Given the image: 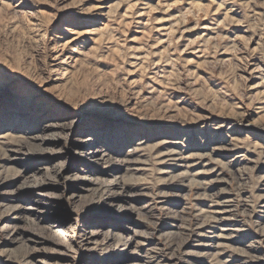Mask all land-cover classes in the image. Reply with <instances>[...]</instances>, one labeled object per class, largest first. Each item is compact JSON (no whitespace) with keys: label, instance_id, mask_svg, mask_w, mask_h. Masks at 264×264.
<instances>
[{"label":"rangeland","instance_id":"374dc122","mask_svg":"<svg viewBox=\"0 0 264 264\" xmlns=\"http://www.w3.org/2000/svg\"><path fill=\"white\" fill-rule=\"evenodd\" d=\"M263 183L264 0H0V264H264Z\"/></svg>","mask_w":264,"mask_h":264},{"label":"bare ground","instance_id":"6f19581e","mask_svg":"<svg viewBox=\"0 0 264 264\" xmlns=\"http://www.w3.org/2000/svg\"><path fill=\"white\" fill-rule=\"evenodd\" d=\"M51 124V123H50ZM57 126H62L61 124H57L56 123V125H49L47 128L48 129H50V128H52V127H57ZM64 126V125H63ZM62 126V127H63ZM64 127H66V126H64ZM48 139H51V140H56L57 139V137L56 138H53V137H40L39 138V141H40V143H43L45 140H48ZM92 139V138H91ZM82 149H83V155H84V157H86V158H88V159H90V161H92V162H99V161H101V160H103L104 159V155H103V152H102V150L98 147V146H96V145H94V143H92V142H90V139L89 138H87V139H85V142H84V144L82 145ZM30 148V147H29ZM18 151H20V150H18ZM105 151V150H104ZM25 152V151H24ZM41 152V151H40ZM171 152H173V151H171ZM165 154V153H164ZM166 155V154H165ZM104 156V157H103ZM14 160H17V159H14ZM104 161V160H103ZM124 162V161H123ZM127 162V161H126ZM130 162V161H129ZM162 170V169H161ZM80 179H82V177L80 178ZM84 180H88V179H84ZM35 182V181H34ZM33 182V183H34ZM39 182V181H38ZM115 183V182H114ZM118 183V182H117ZM116 184V183H115ZM264 184V183H263ZM34 185V184H33ZM119 185V184H118ZM121 185V184H120ZM38 186V185H37ZM263 189H264V187H263ZM44 195V194H43ZM38 196H40L39 194H38ZM222 200V199H221ZM39 203L36 201V200H32V205L33 206H30V207H28L27 209L28 210H33L34 212H39V211H37V209H39V205H38ZM222 204H224V203H222ZM229 204V203H228ZM221 205V204H220ZM214 206V205H213ZM46 210V209H45ZM44 210V211H45ZM121 211V210H120ZM218 211V213L220 212V210H217ZM233 212V211H232ZM221 213V212H220ZM28 215V214H27ZM224 215V214H223ZM31 216V215H30ZM41 216V215H40ZM226 216V215H225ZM212 217V216H211ZM223 217V216H222ZM234 217V216H233ZM30 220V219H29ZM40 220V219H39ZM210 220H211V218H210ZM212 220H213V217H212ZM214 221V220H213ZM217 221V220H216ZM223 223V222H222ZM226 224V223H225ZM220 225V224H219ZM218 225V226H219ZM231 226V225H230ZM56 227V226H55ZM228 228V227H227ZM229 229V228H228ZM221 230V229H220ZM231 231V230H230ZM92 232H94V231H92ZM224 232V231H223ZM81 233V232H80ZM219 233V232H218ZM52 234H53V236L54 237H56V239L58 238V239H61L63 242L60 244V246H63V247H65V245H68V244H66L65 242H67V241H69L70 239H71V237H70V235H69V233H67L66 231H63L61 228H55V230H52ZM94 234V233H93ZM223 234V233H222ZM89 235H90V233H89ZM109 235V234H108ZM225 235V234H224ZM223 235V236H224ZM235 235V234H234ZM79 236V235H78ZM222 236V237H223ZM204 237V236H203ZM221 237V236H220ZM219 237V238H220ZM227 237V236H226ZM233 237V236H232ZM192 238V237H191ZM230 238V237H229ZM94 239H95V237H94ZM217 239V238H216ZM227 239V238H226ZM202 240V239H201ZM213 240V239H212ZM230 240V239H229ZM59 241V240H58ZM131 241V240H130ZM227 241H228V239H227ZM260 241V240H259ZM77 242V241H76ZM93 242H94V240H93ZM92 242V236H87V237H84V238H82L81 240H80V242H79V244L77 245V247L75 248L74 247V249H78V250H80V251H82V254H83V258H85V259H87V260H89V261H93V259L95 260V259H97V260H100L101 258L99 257V256H94L95 255V253L97 252V247H96V245H95V243H93ZM142 242V241H141ZM145 242V241H144ZM191 242V241H190ZM196 242V241H195ZM222 242V241H221ZM221 242H219L220 243V245H221ZM229 242V241H228ZM232 242V241H231ZM127 243V242H126ZM227 243V242H226ZM56 245H58L57 243H56ZM76 245V244H75ZM216 246L215 247H217V244H215ZM249 245V244H248ZM259 245V244H258ZM201 246V245H200ZM196 247V246H195ZM232 247V246H231ZM192 248V247H191ZM234 248V247H233ZM226 249V248H225ZM246 249V248H245ZM248 249H250V248H248ZM75 250V251H76ZM194 250V249H193ZM260 250V249H259ZM259 250H257V251H259ZM65 251V250H64ZM207 251V250H206ZM216 252H217V250H215ZM218 251H220V250H218ZM239 251V250H238ZM215 252V253H216ZM243 252V251H242ZM242 252H240V253H242ZM249 252V251H248ZM80 253V252H79ZM203 253V252H202ZM219 253V252H218ZM238 253V252H237ZM247 253V252H246ZM134 253H132L131 252V254L129 255V257L131 258V257H133L134 255H133ZM236 254V253H235ZM234 254V255H235ZM258 255H260L259 254V252L257 253ZM144 255V254H143ZM234 255H232V257L234 256ZM253 255V254H252ZM190 256H191V254H190ZM197 256V255H196ZM214 256V255H213ZM231 256V255H230ZM256 256V255H255ZM210 257H211V255H210ZM219 257V256H218ZM190 258V257H189ZM202 258V257H201ZM249 258V257H248ZM258 258V257H257ZM209 259V258H208ZM245 259V258H244ZM252 259V258H251ZM260 259V258H259ZM247 260V259H246ZM253 260V259H252ZM252 260H251V262H252ZM255 260V259H254ZM138 261V260H137ZM215 261V260H214ZM108 262H109V260H103V259H101V261H100V264H108ZM135 262V261H134ZM236 262H238V261H236ZM244 262V261H243ZM248 262V261H247ZM207 264V263H206ZM215 264V263H214ZM234 264V263H233Z\"/></svg>","mask_w":264,"mask_h":264}]
</instances>
